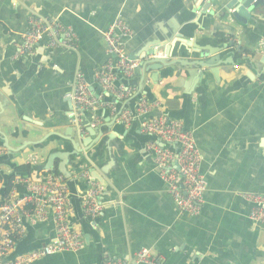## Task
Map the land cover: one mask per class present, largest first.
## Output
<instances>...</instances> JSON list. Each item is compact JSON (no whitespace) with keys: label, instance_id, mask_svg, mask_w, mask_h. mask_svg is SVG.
Listing matches in <instances>:
<instances>
[{"label":"crops","instance_id":"obj_1","mask_svg":"<svg viewBox=\"0 0 264 264\" xmlns=\"http://www.w3.org/2000/svg\"><path fill=\"white\" fill-rule=\"evenodd\" d=\"M228 1L213 3L214 12L204 14L198 10L200 0H0V156L6 157L9 146L15 150L13 157L0 161L3 197L7 198L18 175L38 179L52 173L39 174L36 165L28 162L31 153L38 152L37 165H44L53 150H74L70 142L56 141L54 134L73 133L77 110L68 93L78 73L100 97L98 109L77 112L87 130L85 137L91 135L92 142L67 166L69 179H74L69 184L66 178L69 224L83 234L86 247L30 264H101L106 256L133 261L143 248L168 264H264V224L249 218L251 204L244 198L246 193L264 194V7H257L256 15L244 24L225 9ZM30 15L58 16L77 32V50L50 48L42 41L34 53L19 54ZM116 18L134 31L124 44L128 56L137 61L133 75H118L116 86L129 90L118 103L102 91L95 77L110 58L104 32ZM178 32L191 33L197 43L214 47L235 45L216 57L200 58L203 62L214 58L216 73L203 65L187 73L191 67L176 64L162 70L167 78L154 81L151 75L157 73L144 71L141 57L155 42L166 43ZM178 51L186 56L193 53L182 44ZM236 52L243 57L236 59ZM144 100L153 108L138 115L137 106ZM125 110L132 113L131 121L119 116L111 126ZM159 113L182 120L203 155L201 173L207 189L197 215L182 213L176 205L148 149L153 136L146 137L140 129L144 119ZM120 122H125L126 131L132 129L136 139L117 138L113 129L119 131ZM98 127L104 131L100 140ZM40 141L43 144H34ZM61 162L55 161L57 172ZM93 164L112 167L106 178L112 188L106 197L102 188L103 210L96 217L87 215L82 204L91 187L82 173L90 175ZM17 190L19 197L28 194L23 185ZM55 230L51 211L43 220L25 219L24 233L7 259L51 243Z\"/></svg>","mask_w":264,"mask_h":264},{"label":"built area","instance_id":"obj_2","mask_svg":"<svg viewBox=\"0 0 264 264\" xmlns=\"http://www.w3.org/2000/svg\"><path fill=\"white\" fill-rule=\"evenodd\" d=\"M134 35L130 25L121 18H116L104 32L108 61L96 71L95 77L104 93L116 101L128 96L129 90L116 86L119 76L133 75L137 61L125 51V39ZM79 37L74 28L64 24L58 16H29V28L23 41L18 45L21 55L34 53L37 45L44 41L50 48L77 50ZM68 97L72 99L75 109L80 111L96 110L100 106V97H96L88 88L81 74L76 75V82ZM115 103V102H114ZM115 109V107H113ZM153 106L146 100L137 106L138 115L148 114ZM76 112V124L84 136L87 131L82 127ZM121 119L130 122L132 113L125 110ZM96 120L93 126L96 125ZM144 134L156 135L162 145L150 141L148 149L154 153V163L162 181L172 195L182 213L197 215L204 203L207 181L201 173L203 155L198 147L194 133L187 129L182 120L171 118L163 113L144 119L140 124ZM175 147H178L176 150ZM40 161L38 152L28 157L30 165ZM91 187L83 194L82 204L90 217H96L103 210L99 200L102 187L90 179L88 172H83ZM18 185L26 188L27 195L19 197ZM244 198L251 204L249 218L264 224V194L246 193ZM51 211L55 225V236L51 243L30 253L8 260L24 233V220H43ZM71 204L67 179L60 174L48 173L44 177L16 176L7 198L0 193V264H30L36 259L62 251H79L86 247L82 233L74 231L69 224ZM168 264L164 258L153 256L150 250L143 248L136 252L133 261L106 256L103 264Z\"/></svg>","mask_w":264,"mask_h":264},{"label":"water","instance_id":"obj_3","mask_svg":"<svg viewBox=\"0 0 264 264\" xmlns=\"http://www.w3.org/2000/svg\"><path fill=\"white\" fill-rule=\"evenodd\" d=\"M219 1L220 0H200V2L197 5L198 10L202 11V13H204V14H206V13L211 14L214 12V9H211L212 4L218 3ZM259 6L264 7V0H229L224 7L227 11L231 12V15L236 20L246 24V23H248L249 19L253 15H256V8ZM195 24L197 25V23H195ZM187 34H185L183 32H178L175 35H173V37L170 38L166 43H161V41L155 42V44L153 46H151V49L148 50L146 52V54L144 53L143 56L141 57L140 67L144 71H151V73L152 72L157 73L155 75H153V74L151 75V78L154 81H158L160 77L167 78L168 76H163L162 70L164 68H167V67L173 68V66L176 64H182L185 66H189V68L191 67V69H189L187 71V73H189L190 70H191L190 71V73H191L193 71L192 68L196 65H203L204 67H210L212 69L213 73H216V71L213 70V69H215V67H217V65H215L216 63L214 62V58H211L209 60L207 59L205 62L201 61L200 58L206 57V56H215L216 57V55L221 50L227 49V48L235 45V43L229 42V43H224L223 45L216 44V47H214V46L202 44L199 42L197 43L195 41V37L190 35L191 33H187ZM180 44H182L183 46H186V49H191V51L193 53L189 56H186V55H183L182 53H180L178 51ZM190 57L195 58V61H186L185 60L186 58H190ZM194 68L196 70V67H194ZM199 73L201 74L202 72H199ZM252 73L255 74L254 72H252ZM247 76H248V74H247ZM68 100L73 105L72 99L69 98ZM111 101H113L115 103L120 102V101H116L113 98H111ZM120 114H121V111L119 114H117V116L115 117L111 126H114L116 124V119H117V117L120 116ZM118 125L120 126L121 131H120V128H119V131L117 130L118 127L113 129V132L117 136V138L121 139L122 141H128L130 139H132V140L136 139L134 134H130L132 129L126 131L125 122H120V124L118 123ZM71 128L72 129L74 128L73 133H71V134L65 135V134L55 133L54 135H56L58 137V139H56V141L63 140V141L70 142L72 144L74 150H63V151L59 150V149L53 150L46 164L36 165V167H37L36 170H37V172H39V174L43 170L50 171V172L56 174L57 169L55 167V161L57 158H60L62 162L60 163V167H59L60 171H58V172L63 174L65 176V178H67V179H69L71 177V173H69L67 170V166L71 161V157L75 156V155L76 156L80 155L84 152H87L90 149L89 145L92 142L91 135L85 137V135L87 134L86 133L83 136L76 123L72 124ZM95 132L97 133L96 136H99V140H100V138L104 134L102 127H98L97 130H95ZM138 133L141 134L140 131H138ZM145 136L146 137L153 136V138L151 140L155 141V142H156V140H158V137L156 135L147 134ZM147 141H149V140H147ZM41 143L43 144V141L35 142L34 144L37 145V144H41ZM157 143H159L161 145L163 144L159 140L157 141ZM7 146H9V145H7ZM8 148H9L8 149L9 152L5 156L9 157L12 155V157H13V154L15 153L14 148L10 147V146ZM139 150L142 151V148H139ZM144 150H148L147 144L144 145ZM17 151L19 152L22 150L20 149ZM150 152H152V151H150ZM6 157L0 156V161L1 162L6 161V159H8ZM109 161H112L111 158H109ZM111 169H112L111 164H106V165H102V166L93 164V166L89 169L91 179L94 181H98L99 184L101 185V187L103 188L104 197H106V194L112 188V186L108 183V181L106 179L109 177ZM71 180H74V179H69V184H71V182H73ZM101 262H102L101 264H103L102 260H101Z\"/></svg>","mask_w":264,"mask_h":264},{"label":"trees","instance_id":"obj_4","mask_svg":"<svg viewBox=\"0 0 264 264\" xmlns=\"http://www.w3.org/2000/svg\"><path fill=\"white\" fill-rule=\"evenodd\" d=\"M226 39V38H225ZM243 57V53H241V52H236V54H235V58L236 59H240V58H242ZM28 169H30V168H28ZM60 173V172H59ZM58 172L56 173V174H59ZM10 184H8V187H7V190H9L10 189ZM21 192H23V190L21 189Z\"/></svg>","mask_w":264,"mask_h":264}]
</instances>
